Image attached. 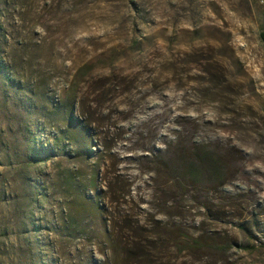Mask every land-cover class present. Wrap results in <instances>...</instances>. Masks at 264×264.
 Returning <instances> with one entry per match:
<instances>
[{
  "label": "rangeland",
  "instance_id": "obj_1",
  "mask_svg": "<svg viewBox=\"0 0 264 264\" xmlns=\"http://www.w3.org/2000/svg\"><path fill=\"white\" fill-rule=\"evenodd\" d=\"M262 34L259 0H0V264H264Z\"/></svg>",
  "mask_w": 264,
  "mask_h": 264
},
{
  "label": "trees",
  "instance_id": "obj_2",
  "mask_svg": "<svg viewBox=\"0 0 264 264\" xmlns=\"http://www.w3.org/2000/svg\"><path fill=\"white\" fill-rule=\"evenodd\" d=\"M262 36L264 37V34H262ZM190 160V158H189ZM207 161V158L205 156L202 155H197L193 158V163H195L197 166L200 165H204V163ZM194 166V165H193ZM189 171V176L192 175L193 172L196 171V169H192V165L191 167H189L188 169ZM107 190V189H106ZM119 199V197L117 198V200ZM117 200L114 202L116 203ZM125 221V220H123ZM122 221V225L121 226H117L114 223V220L110 219L104 226L105 232H107V241H108V248H107V253H109L110 255H115V253H117L118 249H120V251H122V253H125L127 255V257L129 256L131 259H138V257H142L143 256V252H142V245L139 244L138 242L141 241L139 237V235L137 233H135V231H138L139 234L142 231L141 228H139L138 226H135V222H125L123 224ZM141 230V231H140ZM120 232L123 233V236L120 235ZM134 233V234H133ZM130 235V236H129ZM141 235V234H140ZM129 236V238H127ZM135 240L132 246L129 247L128 249V245H126L125 241H128L129 243H131V241ZM138 239V240H137Z\"/></svg>",
  "mask_w": 264,
  "mask_h": 264
},
{
  "label": "built area",
  "instance_id": "obj_3",
  "mask_svg": "<svg viewBox=\"0 0 264 264\" xmlns=\"http://www.w3.org/2000/svg\"><path fill=\"white\" fill-rule=\"evenodd\" d=\"M259 3L264 6V0H259Z\"/></svg>",
  "mask_w": 264,
  "mask_h": 264
}]
</instances>
